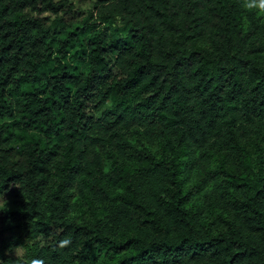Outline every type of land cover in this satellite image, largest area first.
I'll return each instance as SVG.
<instances>
[{
  "label": "trees",
  "instance_id": "obj_1",
  "mask_svg": "<svg viewBox=\"0 0 264 264\" xmlns=\"http://www.w3.org/2000/svg\"><path fill=\"white\" fill-rule=\"evenodd\" d=\"M73 11L0 0V264H264V16Z\"/></svg>",
  "mask_w": 264,
  "mask_h": 264
},
{
  "label": "rangeland",
  "instance_id": "obj_2",
  "mask_svg": "<svg viewBox=\"0 0 264 264\" xmlns=\"http://www.w3.org/2000/svg\"><path fill=\"white\" fill-rule=\"evenodd\" d=\"M67 2L72 4V7L75 8V12L73 11V15L75 16H85L87 15L88 11L92 9V6L97 3V0H67ZM245 5V0H243V6ZM245 7V6H244ZM254 11L257 14H260L264 16V14L260 13L257 9H254ZM154 147V145H151ZM11 206V199L6 194H0V210L2 207H10ZM99 208H102L103 213L101 217L106 216L107 207H105L103 204L98 205ZM5 233H0V241L1 237L4 236ZM5 253H11V254H19L22 250V246H7L0 248Z\"/></svg>",
  "mask_w": 264,
  "mask_h": 264
},
{
  "label": "clouds",
  "instance_id": "obj_3",
  "mask_svg": "<svg viewBox=\"0 0 264 264\" xmlns=\"http://www.w3.org/2000/svg\"><path fill=\"white\" fill-rule=\"evenodd\" d=\"M248 9H257L260 13L264 14V0H245V5ZM71 243L68 239H63L59 242V247H67ZM26 264H43L40 260H31Z\"/></svg>",
  "mask_w": 264,
  "mask_h": 264
}]
</instances>
